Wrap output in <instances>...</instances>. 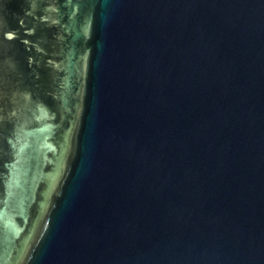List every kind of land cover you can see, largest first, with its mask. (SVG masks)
Wrapping results in <instances>:
<instances>
[{
  "label": "water",
  "instance_id": "obj_1",
  "mask_svg": "<svg viewBox=\"0 0 264 264\" xmlns=\"http://www.w3.org/2000/svg\"><path fill=\"white\" fill-rule=\"evenodd\" d=\"M22 2L0 0V264H264V0H27L20 34Z\"/></svg>",
  "mask_w": 264,
  "mask_h": 264
},
{
  "label": "trees",
  "instance_id": "obj_2",
  "mask_svg": "<svg viewBox=\"0 0 264 264\" xmlns=\"http://www.w3.org/2000/svg\"><path fill=\"white\" fill-rule=\"evenodd\" d=\"M27 7V0H23L19 6L18 13L16 14V29L20 32V34L23 33L24 29L29 26L28 14L30 12L28 11ZM38 20L42 21L43 25L51 24V21L47 18L40 17ZM25 38L28 40L22 46L24 51V63L27 68L31 69V55L35 50V38L33 35H26ZM43 62V64H49V58L47 56L44 57Z\"/></svg>",
  "mask_w": 264,
  "mask_h": 264
},
{
  "label": "rangeland",
  "instance_id": "obj_3",
  "mask_svg": "<svg viewBox=\"0 0 264 264\" xmlns=\"http://www.w3.org/2000/svg\"><path fill=\"white\" fill-rule=\"evenodd\" d=\"M26 149L27 148H25V147L22 148L23 151H25ZM23 173H24V169H20V168H18L16 171H14V177H13L14 184H16L19 187H22L19 181H20V178H22L21 174H23Z\"/></svg>",
  "mask_w": 264,
  "mask_h": 264
},
{
  "label": "flooded vegetation",
  "instance_id": "obj_4",
  "mask_svg": "<svg viewBox=\"0 0 264 264\" xmlns=\"http://www.w3.org/2000/svg\"><path fill=\"white\" fill-rule=\"evenodd\" d=\"M60 135V134H59ZM65 154H64V156L66 155V152H64ZM62 173H63V171H61V173H59L60 174V176L62 175ZM59 176V175H58Z\"/></svg>",
  "mask_w": 264,
  "mask_h": 264
}]
</instances>
